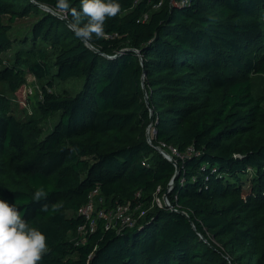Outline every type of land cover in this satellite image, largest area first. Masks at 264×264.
<instances>
[{
  "label": "trees",
  "instance_id": "16d2710c",
  "mask_svg": "<svg viewBox=\"0 0 264 264\" xmlns=\"http://www.w3.org/2000/svg\"><path fill=\"white\" fill-rule=\"evenodd\" d=\"M158 1L114 0L121 13L89 41L99 53L32 0H0V83L17 92L25 70L42 81L26 119L0 88V198L47 237L41 264H264V101L250 78L264 73V0ZM31 13V37L5 63L13 23ZM52 76L85 83L57 92ZM156 146L180 165L174 208L154 206L120 232L100 221L78 244V210L94 189L105 208L147 209L158 188L163 197L176 167Z\"/></svg>",
  "mask_w": 264,
  "mask_h": 264
},
{
  "label": "clouds",
  "instance_id": "9594fccd",
  "mask_svg": "<svg viewBox=\"0 0 264 264\" xmlns=\"http://www.w3.org/2000/svg\"><path fill=\"white\" fill-rule=\"evenodd\" d=\"M120 13L121 5L114 0H81L79 11L71 7L69 0H57L55 5V14L61 18L71 16L75 35L85 42L91 41L93 35L103 38L106 19ZM83 18L86 22L82 25ZM46 196L41 186L33 199L39 201ZM47 210V205L41 209ZM48 251L45 234L23 219L15 204L0 198V264H41Z\"/></svg>",
  "mask_w": 264,
  "mask_h": 264
},
{
  "label": "rangeland",
  "instance_id": "374dc122",
  "mask_svg": "<svg viewBox=\"0 0 264 264\" xmlns=\"http://www.w3.org/2000/svg\"><path fill=\"white\" fill-rule=\"evenodd\" d=\"M168 0H165V2ZM43 9V8H42ZM46 10V9H44ZM4 22H7V17L3 18ZM37 20L35 13H31L28 16L18 18L10 30V36L13 38L14 44L2 54V58L5 63L12 61L17 51L25 46L26 37H31V27ZM28 45V44H26ZM24 49V48H23ZM53 49V48H52ZM54 50V49H53ZM25 78L27 81L26 85L21 86L17 92H13L7 83H0V88L4 91L7 101L13 111V113L20 119H26L37 105L38 99L41 96V85L42 81L35 78L28 70H25ZM250 78L253 83V92L256 96H259L264 101V73L255 74L251 73ZM54 85L53 91L57 92H68L69 94H76L79 92L85 83L84 77H71L66 80H61L52 76ZM57 117L53 116L44 120L40 126L47 131L56 121ZM249 184V179L244 180L245 187ZM70 215L74 214L69 212ZM74 239L78 240V235L73 236Z\"/></svg>",
  "mask_w": 264,
  "mask_h": 264
},
{
  "label": "built area",
  "instance_id": "2783aa9c",
  "mask_svg": "<svg viewBox=\"0 0 264 264\" xmlns=\"http://www.w3.org/2000/svg\"><path fill=\"white\" fill-rule=\"evenodd\" d=\"M164 1L165 0H159L154 5V8H159L164 3ZM147 18L148 14H145L142 19L145 20ZM106 36L113 37L116 36V34H106ZM151 136H154V134L151 133ZM170 148L173 154L183 157V154H181L176 147ZM192 151L193 148L190 147L189 153ZM172 187L173 184L171 185V188ZM159 191L160 188H158L154 193L151 205L147 209L141 210L140 206L133 208L129 203L118 204L113 208H105L104 206H102L104 201L103 197H99V189H94L89 194L87 202L78 210V215L83 218V222L80 223L77 227V243L84 244L88 236L95 232L100 221L103 222L105 229L116 230L117 232H120L125 228L134 227L137 224L138 219L142 217L147 210L153 208L154 206H173L172 204H170L168 198L165 200L164 197L159 196ZM138 211L139 213L137 215Z\"/></svg>",
  "mask_w": 264,
  "mask_h": 264
},
{
  "label": "water",
  "instance_id": "95a60500",
  "mask_svg": "<svg viewBox=\"0 0 264 264\" xmlns=\"http://www.w3.org/2000/svg\"><path fill=\"white\" fill-rule=\"evenodd\" d=\"M36 5H38V6H40L41 8H43V9H46L47 11H50V12H52L54 15H56L55 14V9L54 8H52V7H50V6H48V5H45V4H42V3H40V2H37V1H35V0H32ZM57 16V15H56ZM61 18V17H60ZM62 20H64L71 28H72V23L69 21V19L66 17V18H61ZM73 29V28H72ZM89 47H91L94 51H96V52H99V53H102L97 47H95L92 43H90L89 41L88 42H85ZM132 50H135L136 51V49H134V48H131ZM138 54L140 55V59H141V63H143V58H142V56H141V54H140V52H138ZM120 54L118 53V54H116L114 57H117V56H119ZM142 81H143V89H144V92H145V100H146V103H147V105L149 106V98H148V94H147V91H146V87H145V83H144V81H145V71H144V73H143V77H142ZM152 118H153V116H152V111H151V123L149 124V126L147 127V129H146V136H147V138H148V141L149 142H151L152 141V137L153 136H151V133L152 134H155V128L154 127H152ZM156 148L169 160V161H171L174 165H175V167H176V173H175V175L173 176V178H172V180L169 182V184H168V186H167V188H166V191H165V193H164V195H163V197H164V199L166 200L167 198H168V193H169V191H170V188H171V185L172 184H174V181H175V179H176V177L179 175V173H180V165H179V163H178V161L174 158V156L171 154V153H169L167 150H165L163 147H161V146H156ZM167 205H169V204H167ZM172 209L174 208L173 206H170ZM181 213H183V214H187L185 211H183V210H179Z\"/></svg>",
  "mask_w": 264,
  "mask_h": 264
}]
</instances>
